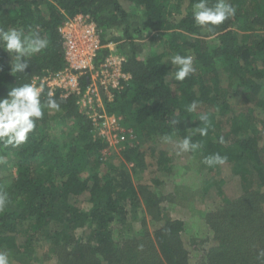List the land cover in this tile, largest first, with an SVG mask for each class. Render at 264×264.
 I'll return each instance as SVG.
<instances>
[{
    "label": "trees",
    "instance_id": "trees-1",
    "mask_svg": "<svg viewBox=\"0 0 264 264\" xmlns=\"http://www.w3.org/2000/svg\"><path fill=\"white\" fill-rule=\"evenodd\" d=\"M194 2L0 0V26L36 29L49 41L42 53L29 59L27 74L13 75L11 56L0 49V97H5L11 87L31 83L35 76L62 69L65 59L59 28L77 14H88L97 25L102 45L94 58L95 67L109 55V48L103 45L112 40L117 41L116 53L121 50L128 57L124 70L131 77L114 90L104 109L119 116L129 130L127 135L134 136V140L125 141L121 152L131 167L107 166L102 155L107 141L92 136L91 119L80 113L76 102L86 88V76L80 79V94H54L61 105L59 112L50 113L45 108L27 143L19 148L0 147V192L9 198L0 212L2 251H11L15 259L22 260L31 256L45 237L53 244L73 245L72 251L57 255L60 264H192L180 241L188 231L183 220H167L154 231L143 230L135 236L126 221L125 204L137 199L139 190L132 174L144 166L145 154L162 166L170 155L177 154L176 142L195 133L192 140L200 148L181 154L226 156L225 164L214 166L227 167L230 175L238 178L243 194L234 200L222 198L226 206L219 214H207L213 231L207 261L264 264L260 208L264 200L260 191L264 186V145L259 143L261 135L248 110L243 107L227 116L232 110L229 95L240 94L241 105L264 106L260 97L264 90V0H229L237 9L235 17L211 31L204 28V33L193 22ZM125 3L142 10L144 18L136 27ZM184 3L186 13L175 20L169 4L178 11ZM113 28L121 29L122 35L113 38L109 33ZM143 29L152 38L161 39L163 50H153L140 60L133 32L140 35ZM186 50L194 56L197 70L182 82L173 81L175 67L170 58ZM234 79L236 88L231 86ZM46 99L43 92L42 100ZM194 100L199 106L189 113L187 106ZM202 113L210 118L208 135L203 137L196 132L197 126H204L199 121ZM174 118L180 120L177 125L171 124ZM166 135L172 142L161 139L147 144ZM221 136L223 144L219 142ZM85 201L91 204L88 210L82 207ZM87 222L90 226L83 231L86 238L77 242L72 231Z\"/></svg>",
    "mask_w": 264,
    "mask_h": 264
},
{
    "label": "rangeland",
    "instance_id": "rangeland-1",
    "mask_svg": "<svg viewBox=\"0 0 264 264\" xmlns=\"http://www.w3.org/2000/svg\"><path fill=\"white\" fill-rule=\"evenodd\" d=\"M169 6L173 8L171 10H173L175 20L180 19L186 13L185 3L181 5L178 11L174 5L169 4ZM125 7L134 17V24L132 22V26L136 27L139 21H142L144 18L142 10L128 3H125ZM202 32L204 33V28ZM109 33L113 38L120 37L122 30L113 28ZM133 37L134 42L139 44V46L137 45L136 51H138L137 57L140 60H143L153 50L157 52L163 50L161 39L157 38V36L152 38L151 33L147 29H143L140 35L133 32ZM113 42V40L109 41L103 46L108 47V45H111L113 51L116 52L115 47L117 41ZM100 45L101 39L99 35V47ZM125 47L129 48L128 45H125ZM120 52L119 55L124 58L122 67L124 78L122 80L129 79L131 73L124 70L128 57L123 51L120 50ZM189 54L191 52L188 50L183 53V55ZM231 86L232 88H236L237 81L235 79L231 81ZM260 97L264 100V90L260 92ZM112 98L113 96L108 97L98 87L97 93L92 95V101L94 102L92 109H85L86 112L80 111V113L87 118H92L95 114L99 115L103 119H96V123L104 126L108 120L103 113L104 102L111 101ZM241 102L242 98H240V94L229 95V103L232 104V110L227 116L229 117L231 113L238 112L243 107L248 110L255 119L258 134L261 135L259 143L260 145H264V106H256L254 104L241 105ZM51 125L54 124L52 123ZM55 128L57 130L59 129L58 127ZM102 129L104 135H110L109 132L113 128L109 132H107L105 127ZM113 132L111 131V133ZM126 132H129V130L124 128V141H112V139H119L121 133L118 132L112 134V139L102 137V139H106L107 141V146L102 150V155L107 166L110 165V167L115 166L117 168L126 167L127 169L131 167V164L123 161L121 155L125 141L129 140L128 142H130L132 139L134 140L133 134L131 135L129 133L127 135ZM91 133L94 138H100L96 135L94 127H91ZM161 139V137H154L147 144H154ZM204 157L197 152L192 155H177L174 153L170 155L164 165L160 166L157 164L155 158H152L150 154L146 153L144 166L137 168V171L132 174L133 182L139 190L137 199L134 201L129 199L125 204L126 221L134 228L135 236L143 233V230L152 232L167 220H183L186 223L188 231L181 235L180 241L185 249L187 261L192 264H209L206 258L213 231L206 221L207 214H219L221 209L226 206V203L223 204L222 198H231L234 200L238 195V197L243 196L238 185V178L231 176L227 167L221 168V166H214L211 169L210 166L202 162ZM260 191L261 193L264 192V186L260 188ZM82 207L88 210L91 204L85 201ZM260 208L263 217L262 220H264V200L260 202ZM89 226L90 224L87 222L85 227L76 228L72 231L77 242L84 241L86 236L83 231ZM72 249L73 245H66L64 243L53 244L52 241L43 237L36 245L32 255L28 258L17 260L13 257V252L9 251L10 264H60L57 255H64L65 250L72 251ZM0 251L2 250L0 249Z\"/></svg>",
    "mask_w": 264,
    "mask_h": 264
},
{
    "label": "clouds",
    "instance_id": "clouds-1",
    "mask_svg": "<svg viewBox=\"0 0 264 264\" xmlns=\"http://www.w3.org/2000/svg\"><path fill=\"white\" fill-rule=\"evenodd\" d=\"M236 11V7L229 0H195L192 5V18L197 26L211 31L214 26L221 25L226 20L235 17ZM48 44V39L42 37L36 29L26 31L23 27L5 29L0 26V49L11 56V73L13 75L27 74L26 69L30 67L29 59L42 53ZM170 60L175 67L172 75L173 81L182 82L197 70L194 66V56L191 54L181 55L177 53L171 56ZM42 93V85L37 87L35 84L27 82L11 87L5 97H0V147L19 148L28 142L30 134L36 130L37 121L43 119L45 115V108L50 113L61 110L60 102L52 92L47 94L46 101L42 100ZM199 103V101L194 100L187 106V111L189 113L195 112ZM179 121L174 118L171 120V124L177 125ZM199 121L204 126H197L196 132L202 137L207 136L210 125L209 115L207 113L200 114ZM192 135L195 133L176 142L177 155L195 152L200 148V144L192 140ZM162 139L166 143L172 142L171 137L167 135ZM219 142L224 143L223 136L219 138ZM226 160V156L215 153L204 157L202 162L211 167L223 165ZM8 202V195L0 192V212L4 211ZM261 255H264V252ZM0 264H10L8 250L0 251Z\"/></svg>",
    "mask_w": 264,
    "mask_h": 264
},
{
    "label": "built area",
    "instance_id": "built-area-1",
    "mask_svg": "<svg viewBox=\"0 0 264 264\" xmlns=\"http://www.w3.org/2000/svg\"><path fill=\"white\" fill-rule=\"evenodd\" d=\"M59 33L65 59L64 67L55 72L35 76L31 83L37 87L42 85L43 92L46 94L52 92L53 95L58 93L60 96L67 97L73 93H81L80 79L86 76V88L76 101L80 111L92 109L94 103L92 95L97 93L98 87L108 97L113 96L114 90L122 88L123 81L127 80H122L124 74L121 66L124 58L114 52L111 45H108L109 55L105 60L97 67L94 65V58L97 56L99 48V33L97 25L88 14L80 13L69 18L59 28ZM103 113L108 118L104 126L96 123V119H103L99 115L95 114L92 118L89 117L96 135L100 138L109 137L112 139V134L118 132L121 133L119 139H112V141H124V127L121 124V118L106 113L104 109ZM103 127L107 129V132L113 128L111 131L114 132L110 131V135H104Z\"/></svg>",
    "mask_w": 264,
    "mask_h": 264
}]
</instances>
